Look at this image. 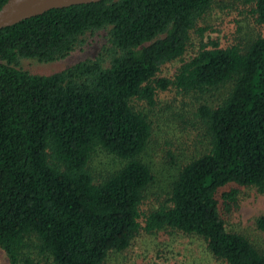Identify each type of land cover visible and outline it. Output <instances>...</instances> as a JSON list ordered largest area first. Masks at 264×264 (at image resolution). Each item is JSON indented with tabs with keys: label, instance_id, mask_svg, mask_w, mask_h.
<instances>
[{
	"label": "trees",
	"instance_id": "trees-1",
	"mask_svg": "<svg viewBox=\"0 0 264 264\" xmlns=\"http://www.w3.org/2000/svg\"><path fill=\"white\" fill-rule=\"evenodd\" d=\"M9 0H0L2 8ZM258 33L203 46L173 79L218 0H103L53 9L0 31V249L9 264H106L139 234L179 232L223 264H264L225 216L242 188L264 194V0H247ZM103 33V53L51 76V63ZM171 88L199 103L209 149L184 165L158 208L143 213L156 176L144 155L154 106ZM114 159L101 180L95 155ZM264 234V215L255 221Z\"/></svg>",
	"mask_w": 264,
	"mask_h": 264
},
{
	"label": "rangeland",
	"instance_id": "rangeland-1",
	"mask_svg": "<svg viewBox=\"0 0 264 264\" xmlns=\"http://www.w3.org/2000/svg\"><path fill=\"white\" fill-rule=\"evenodd\" d=\"M247 0H218L213 9L199 22L192 33L185 55L165 65L158 78L173 79L180 67L189 62L203 46L212 42L222 47L234 45L238 37L258 33ZM107 44L103 33L87 38V42L59 61L45 63L37 60H22L19 68L37 76H51L63 72L78 63L94 60L103 53ZM194 95L181 94L174 88L158 94L154 106L146 102L137 104L150 118L152 137L145 160L156 176L149 197L142 204L143 213H148L161 204L170 192L182 167L209 149L204 138L202 122L197 118L199 103ZM114 159L95 155L91 170L97 180L106 171L113 169ZM239 208L225 216L228 231L246 236L260 251H264V234L256 227V219L264 215V194L254 188H242ZM0 264H9L6 253L0 249ZM106 264H223L215 260L205 242L197 237L179 232H142L131 247L120 254L110 256Z\"/></svg>",
	"mask_w": 264,
	"mask_h": 264
},
{
	"label": "water",
	"instance_id": "water-1",
	"mask_svg": "<svg viewBox=\"0 0 264 264\" xmlns=\"http://www.w3.org/2000/svg\"><path fill=\"white\" fill-rule=\"evenodd\" d=\"M101 1L103 0H9L0 8V31L53 9Z\"/></svg>",
	"mask_w": 264,
	"mask_h": 264
}]
</instances>
